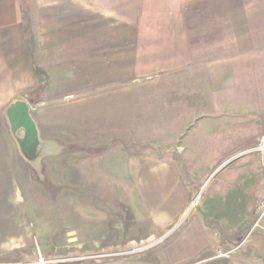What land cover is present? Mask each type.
Returning <instances> with one entry per match:
<instances>
[{
  "label": "crops",
  "instance_id": "1",
  "mask_svg": "<svg viewBox=\"0 0 264 264\" xmlns=\"http://www.w3.org/2000/svg\"><path fill=\"white\" fill-rule=\"evenodd\" d=\"M28 36L34 39V57L46 71L50 100L34 101L37 118L32 114L31 126L25 103L11 104L7 111L28 123L27 137L17 142L18 148L34 151L35 171L43 165L42 151L50 182L65 181L70 172L64 168L56 174V157L67 145L73 147L72 134L126 133L134 123L137 101L145 104L147 135L156 140L186 135L195 123L192 133L220 135L211 159L207 150L200 153L192 144L173 148L168 142L147 140V177L137 180L140 188L134 191L147 209L143 214L138 207L115 206L110 195L92 184H84L89 189L43 192L54 199L46 211L32 200L36 243L51 244L49 253L39 248L48 264H264V233L246 236L262 191L255 153L238 160L212 191L213 198L222 197L219 208L226 189L239 196L237 214L210 209L205 201L208 226L199 210L177 222L197 190L185 188L179 166H186L189 174L193 166L206 167L200 171L206 177L233 149L264 139V107L250 112L236 105L238 100L264 101V0H0V111L41 82L24 58L22 39ZM141 82L147 88L137 92ZM232 130L244 135L234 147ZM9 150V143L0 140V240L9 231L29 230L23 207L9 205L8 198L18 196ZM85 155L82 164L92 157ZM211 188L204 198L212 196ZM143 215L147 242L136 239L135 222ZM121 216L129 227H121ZM211 224L225 238L242 237V244L230 254H217ZM65 246L90 251L64 257L57 252ZM104 246L142 247L102 254Z\"/></svg>",
  "mask_w": 264,
  "mask_h": 264
},
{
  "label": "rangeland",
  "instance_id": "2",
  "mask_svg": "<svg viewBox=\"0 0 264 264\" xmlns=\"http://www.w3.org/2000/svg\"><path fill=\"white\" fill-rule=\"evenodd\" d=\"M26 16L27 25H29L30 27L32 23L30 22V16L27 14ZM12 40L14 39H9V42ZM22 40L25 61L27 62L29 68L40 77L41 82L35 88L19 93L16 96L15 100L8 105V107L0 111V140L9 143V153L10 157L14 161L13 167L15 168L13 181L18 196H16L14 199L13 197H9V205L15 203L18 208L20 206L23 207L24 213L22 214L23 216H20L24 217L25 225H27V228L29 230L17 231L18 234H14L15 231H9L5 237H2V240H0V243H2L0 244V259L2 261L10 262L23 259H31L34 257L37 247L42 249L43 252L49 253L47 252L49 250V247L47 246L51 244H47L41 247L36 243L35 238L37 235L32 230L33 228L31 226L32 219L30 212V203L32 200H36L43 208L49 205V201L54 200L53 198L43 196V192L45 191L57 192L63 189L78 190L82 188H88L84 184H86L87 186H90L92 184L94 189L101 191L104 194L110 195L109 200L114 202V204L118 203V205L121 206V204L123 203L126 206L130 205L133 207H138V212L143 214L144 209H147L139 203L140 199L135 196L134 191H137L140 188V183L137 180L147 177V148L150 146V143L147 142V140L150 141L151 139L154 142L158 143L168 142L170 144H174L173 148L176 146V144H185L188 147L190 146V144H192L193 150L200 153L204 150H207L209 158H212L213 144H216V146L218 145L220 135H214L213 133L200 134V132L192 133L195 130L196 123L195 126L193 123H191L190 125L193 124V126L190 127V129L188 130L189 133H187L186 135H178L176 133L173 135H164L166 139L163 137L164 139H162L161 141H159V139L156 140L154 139V135H147V118L142 117L145 104L144 102L137 101L136 116L133 120L134 123L132 122L128 126L129 130L126 133H101L98 135L72 134V141H75L73 147L70 148L71 146L67 145L68 148L61 149L60 154L56 157L57 161H59L58 166L56 167V174L59 173V170L60 173L63 174L64 168L70 170V172L68 171V173L65 175V181L61 180L60 182L56 183L50 182V178L48 177V173L45 171L44 165L47 157L42 154V151H40V157L41 163H43V165L39 166L41 168L35 171L33 170L31 160L34 151L29 149H25L23 151L18 148L17 142H22L24 140L23 135L24 137H27L28 128L26 124L28 123H26V121H24L23 119L20 120L10 117V113H8L7 111V109L11 107V104L15 105V103L17 102L25 103L28 109V118L30 120L31 126L32 114L37 118V112L34 111L37 103H34V101L39 97H46L47 100H50V96L45 93V90L47 88V83L45 82L47 80L46 71L43 70L41 65H39L37 56L36 58L34 57V39L31 36H28ZM146 88L147 87L141 82L137 85L136 91L144 92ZM249 97L251 96H248V98ZM236 105L239 106V108H241L243 111L252 109V111L255 112L256 109L264 107V101L252 100L250 102L249 100V102H246L244 100H238L236 101ZM245 106L248 108H246ZM235 121L240 122V119L236 117ZM253 122H255V119ZM212 125H209L208 129H211ZM61 136H63V134ZM243 138L244 135L241 134L239 130H232L231 141L233 147L234 145L238 144ZM260 138L261 139L257 140V142L251 144L249 147L245 146L233 149L229 155L224 158L218 159L217 163L210 168V171L206 175V177L203 175V173H200V171H202L206 167L203 168L200 165L193 166V174H189L188 172H186V170L188 169L186 166L178 167L179 171L182 172L183 177L185 178V188L190 190L197 188V190L189 199L188 205H186V207L181 211L177 222L186 220L187 215H189L193 211L195 212L199 210L200 214L203 216L204 222L206 224L209 223L208 219L206 218V214L204 213L207 211L206 203L208 204V207L210 209L217 207L218 210H225L232 216L237 214L236 210L240 209L242 206L239 196H231L230 191L226 189L225 192L227 196L225 197V202L223 201L221 203L222 206L219 208V203L217 201L222 200V197L218 196L217 198H213L214 196L212 191L214 189V185H217L219 182L223 181L224 175H229L230 171L235 168L234 166L239 163L238 160L252 153H255L259 159L256 147L261 141L264 142V139H262V137ZM25 139L27 140V138ZM207 146L208 149L206 148ZM171 151L172 158L175 159L174 149ZM187 151H189V149H187ZM162 152L166 153L167 151ZM67 153L68 155H66ZM86 153L88 155L91 154V156L95 158L89 156L87 158V162L89 163L86 164L83 162L84 164H82V161H84L86 158ZM217 153L218 151L216 150V154ZM96 158L98 161L95 162ZM225 166L226 168L222 170ZM38 172L39 178H36L35 175ZM81 176L83 179L82 183ZM203 176L205 179L201 180ZM209 187H212L210 191L211 193L209 194V196H212L206 199L204 198V193ZM118 194L120 195V197L118 196L119 198L116 197ZM61 200L63 199L61 198ZM205 201L207 202L205 203ZM118 205L115 204V206ZM44 211H46V208H44ZM143 217L144 215L142 216V219L140 221L135 222V228L137 229V234H139L136 236V239L139 240V242H147V220L145 221ZM125 220L126 219L122 218V216L120 217L121 227H129L130 223ZM206 226H208V224ZM214 229L216 230L212 232V238L213 242L215 243V248L217 249V254H227V251L228 254H230L229 252L231 250H234L236 247H239V245L242 244V237L235 235L232 236V238H225L223 234L217 230V228ZM46 232H48L47 229L46 231H44V233ZM248 235L249 234L247 229L246 236ZM45 241L47 242L46 239ZM140 247L142 246H104L101 247L100 252H102V254L111 252H128ZM87 250L90 251V248L79 246H65L60 247L57 253L64 257H76L88 255L89 253L87 252L89 251Z\"/></svg>",
  "mask_w": 264,
  "mask_h": 264
},
{
  "label": "built area",
  "instance_id": "3",
  "mask_svg": "<svg viewBox=\"0 0 264 264\" xmlns=\"http://www.w3.org/2000/svg\"><path fill=\"white\" fill-rule=\"evenodd\" d=\"M256 150L259 155V177L260 184L262 186L261 193L256 197L251 223L248 227V234L254 232H263L264 233V142L261 141ZM0 264H48V259L44 253H42L39 248H36V253L31 259H23L17 261L3 262Z\"/></svg>",
  "mask_w": 264,
  "mask_h": 264
},
{
  "label": "water",
  "instance_id": "4",
  "mask_svg": "<svg viewBox=\"0 0 264 264\" xmlns=\"http://www.w3.org/2000/svg\"><path fill=\"white\" fill-rule=\"evenodd\" d=\"M19 102H17V104H18Z\"/></svg>",
  "mask_w": 264,
  "mask_h": 264
}]
</instances>
